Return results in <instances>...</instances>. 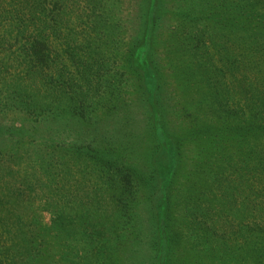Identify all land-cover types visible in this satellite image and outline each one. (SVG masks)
Wrapping results in <instances>:
<instances>
[{"label":"rangeland","instance_id":"374dc122","mask_svg":"<svg viewBox=\"0 0 264 264\" xmlns=\"http://www.w3.org/2000/svg\"><path fill=\"white\" fill-rule=\"evenodd\" d=\"M11 1L0 0V264L144 261L147 245L135 237L137 223L143 224L161 194L152 193L154 183L139 186L135 182L136 195L123 213L122 202L118 206L114 197L120 193L117 184L97 179L95 158L100 155L133 167L154 168L161 178L154 181L156 187L173 189L166 264H264V167L255 165L254 159L249 162V148L264 150V129L247 128L249 109L236 108L237 117L233 110L223 118L203 108L198 115L207 120L206 131L198 139L190 135L183 139L180 127L187 123L181 112L187 89L170 80H156L138 65L139 46L145 38L136 15L141 0H49L47 4L55 1L57 8L47 14L48 19L41 9L43 0L38 7L37 0H28L18 18L10 13L14 10ZM151 1L158 7L161 0ZM162 1L172 7L176 0ZM209 14L217 15V9ZM36 16L41 17L39 22ZM206 22L211 24V19ZM209 31L210 42H217L216 32ZM36 36H43L52 46L55 63L49 64L51 70L43 72L24 57L25 47ZM78 58L91 63L88 77L95 71V61L105 65L94 74L97 79H91L84 97L86 118L67 112L71 106L81 110L73 93L80 81L71 86L54 83V105L45 97L42 83L49 72L64 78L69 72L74 74ZM213 61L218 63V55ZM143 83L144 89L157 85L156 92L167 99L162 122L170 134L167 144L181 142L172 146L178 148L175 152L153 153L151 107L140 101ZM52 140L62 145L61 180L57 178L56 186H64L61 193L69 199L62 205L59 196L37 198L29 192L41 175L40 153L33 152ZM65 145L92 151L76 156ZM72 157L78 158L76 167L62 172ZM20 200L28 207L18 204H24ZM163 205L161 199L156 206ZM58 216L63 223L57 221ZM53 219L59 225L52 233ZM42 247L44 254L53 247L56 251L51 249L47 258L38 260Z\"/></svg>","mask_w":264,"mask_h":264},{"label":"trees","instance_id":"16d2710c","mask_svg":"<svg viewBox=\"0 0 264 264\" xmlns=\"http://www.w3.org/2000/svg\"><path fill=\"white\" fill-rule=\"evenodd\" d=\"M37 1L38 7L41 0ZM150 1L141 0L142 6L136 14L139 23L143 24L142 32L145 34V38L139 46L140 61L138 65H140L141 70H145L143 73L152 74L156 80L165 79L168 82L170 80L176 85L187 89V99L184 101L181 112L182 118L186 119L187 123L186 126L180 127V130L183 129V139L189 135L198 139L204 133L203 131H206L204 126L207 125V120L198 115V112L200 114V110L203 108L218 115L223 114V118L231 115L233 110L235 112L236 108L240 111L249 109L247 128L251 131L264 129V0H176L172 7H166L162 0L158 2V7H155L153 1ZM12 2H14V10L10 13H14L17 18L21 17L20 14L24 13V6H27L28 0H13ZM47 2L49 0H43L41 3L45 19H48L47 14L55 13L57 8L55 1H51L50 4H47ZM215 9H217V15H207ZM36 18L38 22L41 20L40 16H36ZM170 19L175 24L172 23L171 25ZM209 19H211V24L206 22ZM164 27L166 28L164 29ZM210 29L213 33L216 32L218 36V41L215 43L210 42L208 38L211 34ZM51 52L52 46L46 42V39L43 36H36L33 37V40H30L23 53L32 66L40 67L44 72L51 70L49 64L55 63L51 58ZM215 55H218V63L213 61ZM90 64L78 58L77 64L73 65L75 68L73 73L76 75L70 74L67 70L66 72H69L67 78L62 75L56 76L51 72H49V75H44L42 83L47 89L44 94L46 98H49V101H47L54 105L51 96L54 99L57 98V93L52 90L54 83L58 82L71 86V82L77 83V81H80L77 85L78 89L73 93L76 104H79L81 110H74L75 108L69 102L70 97L67 102L71 107L69 108L70 112H67L76 116L82 115L86 118L83 104L85 102L84 97L88 96L90 91L88 86L91 84L94 74L96 75L105 67L98 60L95 61L92 68L96 72L89 73L88 77V71L86 70ZM29 65L28 63L27 66ZM153 86L152 90L149 85V89H144L145 85L143 83L140 88L142 92L140 101L144 105L148 102L151 107L149 111L152 114L150 124L155 131L154 137L152 136V146L156 149L153 153L175 152L178 148L173 150L172 146H180L181 142L169 141V144H167L170 134L166 132L162 122V119L167 116L164 113L165 108L168 107L165 104L167 99L162 98L161 93L156 92L157 85L154 84ZM145 107L149 109V106ZM168 111L170 113V109ZM237 116L238 113L235 112L233 117ZM253 120L260 123V125L253 123ZM236 128L240 129V126ZM65 146L69 147V153L72 152L76 156L85 150L86 153L92 151L77 145ZM61 149L62 145L59 140H52L48 146L44 145L42 149L34 150L33 153L38 152L41 156V175L39 184L29 188V192H35L37 198H40L39 195L43 197L46 194L59 196L58 199L62 205L69 199H64L65 195L61 193L65 189L64 186H56L57 178H59V181L61 180L59 176L61 173L59 168ZM260 150H250L249 148V162L254 159L255 165L264 167V150ZM43 155L47 157L43 158ZM69 159L71 164L61 169L62 172L71 171L76 167L78 158L72 157ZM95 160L99 165L98 181L108 179L111 184H117L116 188L120 193L114 197L118 198V206L122 202L121 206L123 208H120L123 213L128 210L127 206L130 207L131 201L136 195L137 186H134L135 182L139 186H150L151 183H154L150 186L153 187L152 193L158 190L161 194L160 200L155 204L143 224L137 223L135 237L140 239L138 242L147 245V247L144 246V252L142 253L144 261H141L140 264H166L168 255L167 223L173 218L172 201L175 200H172L173 189L169 185L156 187L154 181H160L161 178L159 174L156 175L154 168L153 170L148 169L143 164L141 168L133 167L129 162L119 163L112 158H105L104 155L98 156ZM71 165L72 168H70ZM15 197H17L16 194H13V203H17ZM25 199L28 200V198ZM161 199L164 205L157 208ZM18 204L28 207L25 202L24 204ZM56 218L58 222L63 223L62 216ZM58 222L53 219L52 233L59 225ZM41 240L43 239L41 238ZM54 247L51 249L55 250ZM51 249H48L44 254L42 247L39 251L40 256L37 259L44 260V258H47L49 254H46ZM60 258L64 259V255L61 254Z\"/></svg>","mask_w":264,"mask_h":264}]
</instances>
